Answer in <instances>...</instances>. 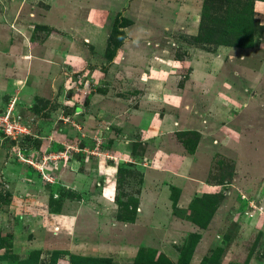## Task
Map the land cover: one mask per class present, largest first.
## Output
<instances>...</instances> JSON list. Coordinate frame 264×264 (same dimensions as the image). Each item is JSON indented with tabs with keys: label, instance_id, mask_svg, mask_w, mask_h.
Returning a JSON list of instances; mask_svg holds the SVG:
<instances>
[{
	"label": "rangeland",
	"instance_id": "rangeland-1",
	"mask_svg": "<svg viewBox=\"0 0 264 264\" xmlns=\"http://www.w3.org/2000/svg\"><path fill=\"white\" fill-rule=\"evenodd\" d=\"M244 1L264 25V0ZM241 2L0 0V50L19 33L39 62L31 102L0 91L27 125L0 137V264H264V30L221 31ZM167 154L186 160L163 223L140 194Z\"/></svg>",
	"mask_w": 264,
	"mask_h": 264
},
{
	"label": "crops",
	"instance_id": "crops-1",
	"mask_svg": "<svg viewBox=\"0 0 264 264\" xmlns=\"http://www.w3.org/2000/svg\"><path fill=\"white\" fill-rule=\"evenodd\" d=\"M53 31L54 33H57L59 30ZM54 33L51 36L55 37ZM18 34L19 33H11V35H9L10 40H8L6 49L4 50L3 48L2 50H0V91L9 90V93L4 94L13 95L12 97H16L17 99L31 102L33 98H36V85L39 87V77L37 74L38 70H35V62H37L38 60L31 51V45H29V43L26 45V43H24L22 40V36L21 39H19ZM49 42L55 44L52 39L49 40ZM17 44H19L18 48L16 47ZM55 50L56 49L54 48L46 49V62L49 63L53 68L58 67L57 62L55 60H53V62L52 58H48L53 57L51 55ZM56 53L54 54V56L56 55ZM22 75L24 76L22 77ZM1 109L2 108L0 107V110ZM75 109L79 110L80 108L76 107ZM0 160H2L1 157ZM185 160L186 159L184 155L177 156V154H172L170 156L169 154H167L166 156L162 155L158 156L157 159L152 158L151 156L147 158V161H149L150 163V167L144 170L150 169L151 171H149L148 173L151 174V172L154 171L155 174L152 178L151 176H147L148 178L144 181L146 185H150V187L152 188L148 189V191L144 189L143 193H141L140 195L141 197H145L148 201V204H146L150 206L151 211L149 215L152 216L154 221H160L161 216H163V218L161 219L164 220L163 223L169 221V215L167 216V211L166 213H164L165 216L163 215V209H168L164 208L168 206L166 199L170 196V184L165 181L172 180V184L178 186V182L180 181L181 176L177 175L176 173L180 172V170L183 169L181 167L185 166ZM145 208L146 210L148 209L146 206ZM126 222L128 221H125V223Z\"/></svg>",
	"mask_w": 264,
	"mask_h": 264
},
{
	"label": "trees",
	"instance_id": "trees-1",
	"mask_svg": "<svg viewBox=\"0 0 264 264\" xmlns=\"http://www.w3.org/2000/svg\"><path fill=\"white\" fill-rule=\"evenodd\" d=\"M236 1H237V3H239L241 0H236ZM241 4H242V6H241L242 10H240V13L237 14L236 16L235 15H231L229 17L225 16L224 17L225 22L223 21L225 25L222 24L224 26L222 28L221 27L220 28H221V31H223L224 33L227 32V34L228 33L234 34L231 37L238 39V41L239 40L242 41L244 39L248 40V41H246V43L250 45L252 43V40H251L252 37L250 35L253 33V30L255 28L264 30V25H261L258 23L255 24L254 21L252 20V18L248 16V8L250 7V5L247 1L243 0V3L241 2ZM130 22L131 21L128 18H122L121 22H116L110 31L109 37L110 36L113 38L119 37V39L123 40V38L125 37V32H124L123 28H125L127 25H129ZM221 23H222V21H219L218 24L220 25ZM241 33H243L242 36H240ZM228 36H230V35H228ZM241 37L243 39H241ZM215 42H218L220 44H226V41L222 36L217 38ZM244 45H246V44H244ZM189 245H191V244H189ZM53 258H54V261L47 263V264H57L58 262L56 263V259H57L56 256ZM31 259L34 262V264L39 263V258L37 256H28L27 259H23L21 261V263L29 264L28 262H29V260L31 261ZM218 259H219V256H214V257H212V260L210 258L209 259H203L198 264H219ZM140 260H141V255L140 256L138 255L136 258L137 262H135V263L139 264L141 262ZM68 262L70 264H79V263H81V264H112V261L110 258L107 259L105 257L78 256L75 254H70ZM146 262H147L146 264H166L164 261L154 258L153 255L149 256V259ZM140 264H144V263L141 262ZM175 264H192V263L190 262V257L188 255H186V256L182 255L181 257H179L177 259Z\"/></svg>",
	"mask_w": 264,
	"mask_h": 264
},
{
	"label": "built area",
	"instance_id": "built-area-1",
	"mask_svg": "<svg viewBox=\"0 0 264 264\" xmlns=\"http://www.w3.org/2000/svg\"><path fill=\"white\" fill-rule=\"evenodd\" d=\"M14 101V99L11 100L7 108L0 110V137L2 139L8 138L16 141L27 133V125L25 122L21 121L19 114L13 113ZM41 164L42 162H37L35 168L42 171L43 166L40 167ZM42 176L45 177L46 180H49L46 173L43 172Z\"/></svg>",
	"mask_w": 264,
	"mask_h": 264
}]
</instances>
